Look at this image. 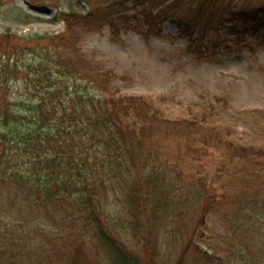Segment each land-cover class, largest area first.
<instances>
[{"label":"trees","instance_id":"16d2710c","mask_svg":"<svg viewBox=\"0 0 264 264\" xmlns=\"http://www.w3.org/2000/svg\"><path fill=\"white\" fill-rule=\"evenodd\" d=\"M100 14L63 15L62 35L0 32V264H264V110L249 145L221 98L170 117L164 95L115 87L75 32L131 21L149 39L171 21L203 55L228 22L264 25V6L117 0Z\"/></svg>","mask_w":264,"mask_h":264},{"label":"rangeland","instance_id":"374dc122","mask_svg":"<svg viewBox=\"0 0 264 264\" xmlns=\"http://www.w3.org/2000/svg\"><path fill=\"white\" fill-rule=\"evenodd\" d=\"M116 1L0 0V32L24 37L62 35L69 30L63 15H87L98 8L103 19L100 13ZM226 2L245 9L264 6V0ZM114 22L120 27L119 35L101 19L87 27L77 23L75 32L81 34L78 47L91 65L102 73H114L115 87L154 98L164 95L162 110L170 117L190 105L197 109L198 103L221 98L228 103L222 122L234 130L233 138L245 145L262 140L255 112L264 110V25L256 27V22L249 21L243 29L241 21L228 22L220 29L218 47L214 50L205 40L210 49L200 55L188 49L189 38L171 21L160 25L162 35L149 39L131 21L127 26Z\"/></svg>","mask_w":264,"mask_h":264}]
</instances>
